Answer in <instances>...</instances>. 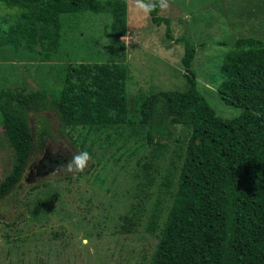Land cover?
Returning <instances> with one entry per match:
<instances>
[{"label":"rangeland","instance_id":"rangeland-1","mask_svg":"<svg viewBox=\"0 0 264 264\" xmlns=\"http://www.w3.org/2000/svg\"><path fill=\"white\" fill-rule=\"evenodd\" d=\"M124 5L120 37L112 35L108 12L80 11L62 17L57 50L47 58L38 47L27 51L0 45V88L49 94L61 87L69 65L120 61L127 70L125 93L133 117L138 95L186 88L182 42L175 41L185 38L194 44L190 70L196 88L215 115L240 113V107L219 98L215 73L236 38L264 42V0H170L167 10L157 9L168 18L170 38L164 23H152L135 9L134 0H124ZM23 11L0 0V30L16 23ZM39 118L46 120L43 139ZM29 124L35 140L27 165L15 187L0 198V264H147L175 184L174 177L165 190L164 175L176 172L189 129L176 125L173 138L153 158L140 130L130 134L122 128L110 144L103 133L83 139L80 127L59 134L53 111L30 117ZM81 151L91 155L83 172L56 171ZM11 163L12 150L0 126V181ZM155 206L157 227L147 231Z\"/></svg>","mask_w":264,"mask_h":264},{"label":"trees","instance_id":"trees-1","mask_svg":"<svg viewBox=\"0 0 264 264\" xmlns=\"http://www.w3.org/2000/svg\"><path fill=\"white\" fill-rule=\"evenodd\" d=\"M1 1L24 11L16 23L0 30V45L27 51L38 47L44 58L57 50L65 15L106 11L112 16V35H124V0ZM148 15L152 23H164L170 38L168 18L157 10ZM175 41L182 42L186 88L138 95L133 117L125 93L127 70L120 61L69 65L61 87L49 94L0 88V126L12 150L0 198L15 187L27 165L35 140L29 118L40 112H54L61 135L80 127L83 139L103 133V140L112 144L122 128L130 134L143 131L142 143L152 146L153 158L180 124L189 131L177 154L176 172L164 175L165 190L174 177L175 184L147 264H264V42L239 37L222 56L214 78L216 93L241 111L221 118L196 88L190 70L194 44L185 38ZM37 121L43 139L46 120ZM158 216L155 206L147 231L157 227Z\"/></svg>","mask_w":264,"mask_h":264},{"label":"clouds","instance_id":"clouds-1","mask_svg":"<svg viewBox=\"0 0 264 264\" xmlns=\"http://www.w3.org/2000/svg\"><path fill=\"white\" fill-rule=\"evenodd\" d=\"M134 7L140 12L148 15L158 8L167 10L170 7V0H134ZM91 155L87 151L77 152L65 162L62 163L56 171L64 174H73L83 172L88 167Z\"/></svg>","mask_w":264,"mask_h":264},{"label":"flooded vegetation","instance_id":"flooded-vegetation-1","mask_svg":"<svg viewBox=\"0 0 264 264\" xmlns=\"http://www.w3.org/2000/svg\"><path fill=\"white\" fill-rule=\"evenodd\" d=\"M36 168H37V170L39 169V167H38V166H37Z\"/></svg>","mask_w":264,"mask_h":264}]
</instances>
